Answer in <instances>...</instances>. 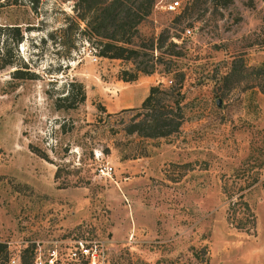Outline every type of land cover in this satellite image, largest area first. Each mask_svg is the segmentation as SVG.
I'll return each instance as SVG.
<instances>
[{"label": "rangeland", "instance_id": "rangeland-1", "mask_svg": "<svg viewBox=\"0 0 264 264\" xmlns=\"http://www.w3.org/2000/svg\"><path fill=\"white\" fill-rule=\"evenodd\" d=\"M164 1L154 0L138 25L133 39L142 46L131 60L96 54L74 0H0V25L22 33L15 48L0 44L13 61L0 68V242L8 258L32 264L34 250L55 248L54 264H91L69 255L79 240L95 249L94 264H264V0H178L175 12ZM183 27L191 35L172 47V67L119 78L148 64L151 38L180 37ZM178 68L179 130L125 133L129 107L151 84L171 83ZM76 81L83 102L57 106ZM238 195L254 213L253 231L228 218H246L231 205Z\"/></svg>", "mask_w": 264, "mask_h": 264}, {"label": "trees", "instance_id": "trees-1", "mask_svg": "<svg viewBox=\"0 0 264 264\" xmlns=\"http://www.w3.org/2000/svg\"><path fill=\"white\" fill-rule=\"evenodd\" d=\"M153 3L154 0H74L73 11L75 17L83 23L82 33L87 42L94 46L98 56L132 60L138 56L139 47L142 46L133 39H138L137 27L151 14ZM180 37L173 35L163 37L159 33L156 38H151L147 46L150 50L148 64L145 66L135 65L133 70L121 69L119 78L123 81H132L138 73L149 74L158 65H162L164 69L168 70L174 63V57L178 55L172 47L181 40ZM167 39L169 41L166 45L169 48L167 51L160 50ZM21 40L22 33L19 26L0 25V44L7 45L10 42V45L14 47ZM154 50L157 53L153 55L152 51ZM8 54L9 49L4 46L3 50L0 45V68L12 64L13 61L8 57ZM173 77L174 80L168 84L160 81L151 84L139 106L129 107L133 113L121 127L125 133L151 138L166 136L179 130L184 120L182 102L184 96L181 90L184 73L179 68L175 69ZM84 97L83 84L78 81L70 82L69 86L65 88V93L55 99V103L57 106L72 108L83 102ZM30 148L39 156H45L44 152L36 147L30 145ZM57 169H55L54 177L57 176ZM237 198L232 201L231 205L239 203V206L245 210L246 218L244 220L238 217L230 218L229 216L228 218L235 227L253 231L254 213L248 203L240 199V195ZM231 211L234 213L235 208L233 207ZM7 259L6 245L0 242V264H6ZM20 260L26 264L22 258Z\"/></svg>", "mask_w": 264, "mask_h": 264}, {"label": "built area", "instance_id": "built-area-1", "mask_svg": "<svg viewBox=\"0 0 264 264\" xmlns=\"http://www.w3.org/2000/svg\"><path fill=\"white\" fill-rule=\"evenodd\" d=\"M161 8L166 12H175L179 8V1L178 0H168L164 1L161 4ZM191 35V30L189 27H183L181 37H188ZM92 59H95V56L92 57ZM72 248L68 249V253L71 257H76L77 255H86L89 257V263L94 264L95 263V255L94 253L95 249H92L90 247L85 246L81 241L77 240L74 242ZM32 257V264H54L56 259V249L50 248L46 250L45 255H41L40 251L35 252ZM6 264H23L20 260V257L18 254L9 256L7 259Z\"/></svg>", "mask_w": 264, "mask_h": 264}]
</instances>
